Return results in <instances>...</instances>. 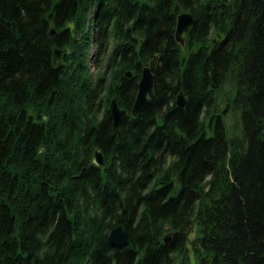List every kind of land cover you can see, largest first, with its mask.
Wrapping results in <instances>:
<instances>
[{"label":"trees","instance_id":"1","mask_svg":"<svg viewBox=\"0 0 264 264\" xmlns=\"http://www.w3.org/2000/svg\"><path fill=\"white\" fill-rule=\"evenodd\" d=\"M191 226L195 264H264V0H0V264H176Z\"/></svg>","mask_w":264,"mask_h":264},{"label":"water","instance_id":"2","mask_svg":"<svg viewBox=\"0 0 264 264\" xmlns=\"http://www.w3.org/2000/svg\"><path fill=\"white\" fill-rule=\"evenodd\" d=\"M193 16L189 12H182L178 15L176 20V29H175V38L177 42H180L183 44L184 42V33H186L189 28L194 24L193 22ZM72 27V24H70V28ZM49 34L54 35L56 32V28L50 27ZM223 39V34L219 32H215V34L212 37V41H220ZM54 55H53V63L54 66H58L61 64V55L64 52V50L58 48L55 46L53 49ZM158 58L155 56L153 59L149 62L146 67L142 68L141 77L138 80L137 84V90H136V97L133 101V105L130 109V113L133 116H137V114L141 113L145 108L148 107L150 102V94L152 93V89L154 86V68L157 64ZM132 70L126 71V76L131 77L132 76ZM176 105L179 108H182L186 104V96L181 91L175 99ZM125 110H120L118 108V104H116V100H112L110 102V107L108 109V116L112 120V127H114V132L118 130V124L120 120L122 119V114H124ZM93 158L91 160L92 165L96 166H102L104 165V159H103V153L100 149L96 148L94 149ZM193 226H191L187 233L192 231ZM186 233V234H187ZM170 234L165 235V242L170 240ZM107 240L110 242V244L114 247L120 248L127 246L129 244L128 234L126 228H124L121 224L116 225L112 227L109 230V234L107 237ZM181 260L177 264H191V258L189 255V247L185 248V250L182 253V256L180 258Z\"/></svg>","mask_w":264,"mask_h":264},{"label":"rangeland","instance_id":"3","mask_svg":"<svg viewBox=\"0 0 264 264\" xmlns=\"http://www.w3.org/2000/svg\"><path fill=\"white\" fill-rule=\"evenodd\" d=\"M90 70L91 72H93V74L97 75L99 73L98 69L95 67V65H92L90 63ZM223 93L221 95V98L219 99L220 100V103H219V106H220V109H224L226 107V103H227V95H229V93L231 92V86L230 84L226 83V85L223 87ZM222 111V110H221ZM224 122H225V126L227 128V133H229L230 135H232L234 132L237 131V128H236V125H237V117H236V114L232 111H229L227 109V112H226V115L224 116ZM194 238V231H192L191 233H189V239H188V244H187V247L189 245V241ZM189 248L190 245H189ZM191 254V258H192V262L191 264H195V261H194V258H193V254L192 252H190Z\"/></svg>","mask_w":264,"mask_h":264},{"label":"bare ground","instance_id":"4","mask_svg":"<svg viewBox=\"0 0 264 264\" xmlns=\"http://www.w3.org/2000/svg\"><path fill=\"white\" fill-rule=\"evenodd\" d=\"M182 12H188V13L190 12V13L192 14V16H193V19H194L193 22L195 21V17H194V14L192 13V11H190V10L179 11L178 15H179L180 13H182ZM178 15L176 16V20H177ZM194 23H195V22H194ZM51 26H52V25H51ZM51 26H50V27H51ZM50 27H49V29H51ZM52 27H53V26H52ZM53 28H54V27H53ZM49 31H50V30H49ZM219 33H220V32H219ZM221 34H222V33H221ZM223 37H224V34H223ZM155 56L158 58V54H157V55H153V57H155ZM153 57H152V59H153ZM152 59H151V60H152ZM151 60H150V61H151ZM150 61H149V62H150ZM149 62H148L146 65H148ZM146 65H145L144 67H146ZM144 67H142V68H144ZM181 91L184 93L183 90H181ZM181 91H179L178 94L181 93ZM178 94H177V95H178ZM114 99L116 100V104H118V103H117V99H116L115 97L112 98V99H110V101H109V103H108L109 106L107 107V111H106L107 116H108V109H109V107H110V102H111L112 100H114ZM132 105H133V104H132ZM132 105H131V107H132ZM131 107L128 109V112H129L130 115H132V114L130 113V109H131ZM118 108H119L120 110H125L124 114H122V115H123V116H122V119H123L124 115L126 114V110H127V109H126V108H123V106H121L120 104H118ZM132 116H133V115H132ZM133 117H136V116H133ZM108 118H109V120H110L111 123H112V120L110 119L109 116H108ZM122 119L120 120V122L122 121ZM120 122H119V124H120ZM119 124H118V126H119ZM118 126H117V127H118ZM118 130H119V127H118ZM118 130L114 132V127H113V133H114V134L117 133ZM119 224H121V223H119ZM119 224H117V225H119ZM121 225H122V224H121ZM115 226H116V225H115ZM122 226H123V225H122ZM113 227H114V226H113ZM123 227H124V226H123ZM111 228H112V227H111ZM124 228H126V227H124ZM126 230H127V228H126ZM164 239H165V238H164ZM164 242H165V240H164ZM167 242H168V241H167ZM167 242H165V243H167ZM124 247H125V246H124ZM188 247H189V245H188ZM185 248H187V246H185ZM185 248H184V250H185ZM184 250H183V251H184ZM190 252H191V248H189V255H190V258H191V254H190ZM182 253H183V252H182ZM181 256H182V254H181ZM181 256L178 258L179 260L177 261V263L181 260V259H180ZM191 262H192V258H191ZM177 263H176V264H177Z\"/></svg>","mask_w":264,"mask_h":264}]
</instances>
